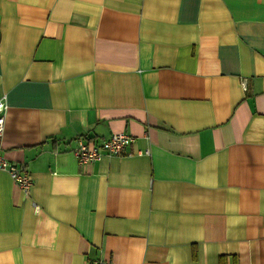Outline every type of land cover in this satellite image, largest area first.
Here are the masks:
<instances>
[{"label": "crops", "instance_id": "crops-1", "mask_svg": "<svg viewBox=\"0 0 264 264\" xmlns=\"http://www.w3.org/2000/svg\"><path fill=\"white\" fill-rule=\"evenodd\" d=\"M3 97L0 264H264V0H0Z\"/></svg>", "mask_w": 264, "mask_h": 264}, {"label": "built area", "instance_id": "built-area-1", "mask_svg": "<svg viewBox=\"0 0 264 264\" xmlns=\"http://www.w3.org/2000/svg\"><path fill=\"white\" fill-rule=\"evenodd\" d=\"M5 108L4 97L0 98V137L4 131V116L1 113ZM133 142V138L126 133H113L109 138L101 142L89 139H79L77 146L73 150L74 156L81 165L98 160L103 154L118 156L125 148ZM0 169L6 170L11 179L24 192L28 193L32 187V180L24 168L8 162L0 154ZM85 264H112L107 260H91Z\"/></svg>", "mask_w": 264, "mask_h": 264}]
</instances>
